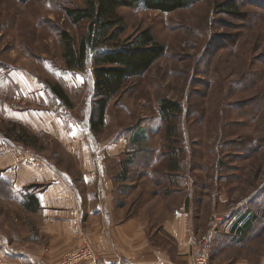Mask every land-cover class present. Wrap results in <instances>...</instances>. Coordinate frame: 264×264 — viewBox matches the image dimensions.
Returning a JSON list of instances; mask_svg holds the SVG:
<instances>
[{
	"label": "rangeland",
	"instance_id": "1",
	"mask_svg": "<svg viewBox=\"0 0 264 264\" xmlns=\"http://www.w3.org/2000/svg\"><path fill=\"white\" fill-rule=\"evenodd\" d=\"M88 1L0 0V228L12 239L19 235L22 240L38 230L39 252L50 244L52 262L62 264L69 254H87L94 261L100 253L90 242L60 246L54 253L55 243L45 236L38 216L22 206L39 186L17 191L12 178L18 167L37 166L78 181L84 172V154L106 151V174L122 183L120 216L142 223V241L125 252L141 253L153 261L163 253L170 264H187L163 227L178 202L174 205L173 198L167 199L191 185L199 239L209 220L212 196L226 195L219 213L236 209V214L254 219L248 246L209 264H260L264 259V0H198L173 13L150 11L142 3L118 8L127 29L117 46L149 29L166 54L112 101L98 132L91 128L96 108L93 57L98 50H87L82 67L69 64L67 58L66 42L72 39L77 47L88 23L71 24L66 10L84 8ZM222 5L234 13H226ZM56 87L68 104L55 95ZM163 99L181 107L170 128L160 112ZM174 126L177 136L169 134ZM119 147L125 150L108 156ZM145 150L157 153L151 165L148 155H141ZM173 153L181 166L177 173L170 172ZM77 185L81 192L95 191ZM95 220L86 219L83 230L92 229ZM36 244L29 245L37 248ZM150 248L156 253H148Z\"/></svg>",
	"mask_w": 264,
	"mask_h": 264
},
{
	"label": "crops",
	"instance_id": "2",
	"mask_svg": "<svg viewBox=\"0 0 264 264\" xmlns=\"http://www.w3.org/2000/svg\"><path fill=\"white\" fill-rule=\"evenodd\" d=\"M79 150L81 151L78 149L77 152ZM124 150L120 147L109 150L108 156H118ZM84 155L87 157L83 166L84 172L78 181H73V178L68 177L64 172L37 166L18 167L12 178L17 191L22 188L28 189L29 185L39 186L26 198L34 196L39 211L30 212L27 209L26 211L38 216L43 232L46 233L45 236L50 242L55 243L54 253L59 252L60 246L77 247L84 242H90L100 256L96 258L97 260L81 264H170L162 256L163 253L158 252L157 258L153 261L144 254L130 255L124 251L128 250L131 244H135V241H142L140 240L142 235L140 233L143 232L142 223L138 224L135 219L122 220L117 209L121 208L123 203L120 200L123 191L119 188V184L122 183L106 174L107 164L104 162L106 151H102L101 155H93L92 151ZM133 168H136L135 164L131 167L132 170ZM132 170L129 169L128 173L130 174ZM149 176L151 177V174ZM77 183L85 186L83 191L86 187H94L95 191L81 192ZM177 192L176 196L173 195L166 201L170 202L173 198L172 204L175 205L176 200L178 202H176L177 207L171 208L170 217L168 216L163 228L176 242L179 258L186 260L187 264H195L194 259L198 255L195 252L196 246L202 244L193 204L196 198L193 196L191 185L186 191ZM26 199L22 203L24 207ZM226 201V195L222 193L211 197L209 220L203 234V237L208 238L206 250L209 260L218 259L226 253L248 246L252 234V232H243L249 217L236 214L238 212L236 209L224 213L218 212V207ZM91 216L96 218L95 225L93 227L89 225L92 229L87 227L83 230L85 220ZM39 242L42 243L38 230L27 240H22L19 235L12 239L5 229L0 228V264H58L52 262L50 244L48 247L43 246L40 254ZM31 243H37V248L30 246ZM148 253L153 254L156 251L150 248ZM260 264H264V259H260Z\"/></svg>",
	"mask_w": 264,
	"mask_h": 264
},
{
	"label": "trees",
	"instance_id": "3",
	"mask_svg": "<svg viewBox=\"0 0 264 264\" xmlns=\"http://www.w3.org/2000/svg\"><path fill=\"white\" fill-rule=\"evenodd\" d=\"M18 1L26 3L29 0ZM197 2L198 0H89L84 8L66 10V15L71 24L88 23V32L77 47L74 42L72 43V39L66 42L69 64L82 67L89 48L99 51L101 48L110 47L103 52L97 51L93 57L96 100V108L91 116L93 131L98 132L104 127L109 106L113 100L119 98L127 90L128 83L148 73L166 54L165 46L156 41L149 29L141 31L133 40L117 46L127 29L124 19L117 15V9L137 7L142 3L144 8L150 11L173 13L189 8ZM221 7L226 13H234V11H227L230 9L228 5ZM64 36L65 39L70 38L67 33ZM53 92L67 104L69 103L61 88L56 87ZM180 110V105L169 99H163L160 102L161 115L167 121L169 128L176 120ZM169 134L177 136L178 127L174 126V131L171 128ZM18 136L19 140H24V135ZM141 152H143L141 153L143 156L148 155V161H146L151 165L152 156L157 153L149 150ZM159 160L157 159L155 162ZM170 164H172L170 172L177 173L181 170L177 153L170 155ZM172 179L174 178L168 176L170 183L171 181L174 182ZM25 209L30 212L39 211V205L34 196L26 199ZM248 220L247 226L243 229L244 233H249L252 230L254 219L249 217Z\"/></svg>",
	"mask_w": 264,
	"mask_h": 264
},
{
	"label": "built area",
	"instance_id": "4",
	"mask_svg": "<svg viewBox=\"0 0 264 264\" xmlns=\"http://www.w3.org/2000/svg\"><path fill=\"white\" fill-rule=\"evenodd\" d=\"M201 243H202L201 245H198L196 247L198 255L196 257L195 264H209V257H208L207 250H206L208 238L203 237ZM67 257L68 258H66L62 264H77L82 259H86L87 261L89 260L92 261V259L95 258V257L91 258L90 255H87V254L80 255V256H75V255L70 256L69 254L67 255Z\"/></svg>",
	"mask_w": 264,
	"mask_h": 264
}]
</instances>
